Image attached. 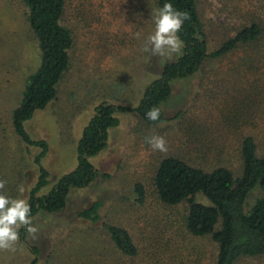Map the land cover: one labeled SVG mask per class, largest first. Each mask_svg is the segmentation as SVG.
I'll return each instance as SVG.
<instances>
[{
  "label": "rangeland",
  "instance_id": "1",
  "mask_svg": "<svg viewBox=\"0 0 264 264\" xmlns=\"http://www.w3.org/2000/svg\"><path fill=\"white\" fill-rule=\"evenodd\" d=\"M63 24L73 35L71 67L57 99L27 123L34 140H46L43 160L51 185L77 167V145L84 128L102 103L136 107L147 86L167 63L181 55L144 52L154 31L155 0H65ZM211 53L256 23L263 30L255 43L221 58L209 59L196 75L173 83L164 105L167 123L147 126L136 113H119L120 125L110 131L108 146L91 159L98 178L73 191L65 210L40 213L39 228L27 232L16 250L0 251V264H215L211 238H195L183 227L184 207L169 208L152 197L135 203L137 182L151 186L159 162L176 156L207 170L226 167L242 172L241 146L251 136L264 155V0H196ZM40 66L38 41L22 0H0V180L4 193L29 200L39 170L41 150L25 145L15 134L12 113L28 78ZM159 135L167 152L153 150L145 137ZM23 191H18V188ZM101 203L100 219L81 218L83 210ZM126 229L139 255L128 258L114 247L104 224ZM238 264H264V256Z\"/></svg>",
  "mask_w": 264,
  "mask_h": 264
},
{
  "label": "trees",
  "instance_id": "2",
  "mask_svg": "<svg viewBox=\"0 0 264 264\" xmlns=\"http://www.w3.org/2000/svg\"><path fill=\"white\" fill-rule=\"evenodd\" d=\"M28 8V23L40 49V66L23 89L21 101L12 113V125L18 138L29 147L41 150L35 158L39 170L38 181L29 194L32 219L40 213L56 214L66 209L73 191L88 188L99 176L91 159L108 146L110 131L120 125L119 113H136L147 126L168 122L164 105L171 99L173 83L188 79L201 71L209 59L221 58L235 52L242 45L258 42L263 30L253 23L211 53L208 38L196 0H171L175 9L187 12L190 19L178 33L183 41L181 55L167 63L161 75L145 89L136 107L102 103L84 128L77 145V167L53 182L43 164L49 152L46 140H34L27 123L37 113L47 110L57 99L59 87L71 67L70 52L74 40L70 29L63 24L65 0H22ZM157 10L165 0H155ZM152 107L161 109L159 121L147 119ZM242 172L236 175L226 167L204 169L176 156L159 162L148 187L137 182L135 203L139 206L152 197L159 204L175 208L183 206L181 222L195 238H211L217 248L215 264H238L243 258L264 256V155L258 154L253 137H246L241 146ZM101 203L83 210L80 217L93 223L100 219ZM104 229L116 250L123 256L135 258L138 248L130 233L117 225L105 223ZM26 231L20 229V239ZM32 252L38 263V251Z\"/></svg>",
  "mask_w": 264,
  "mask_h": 264
},
{
  "label": "clouds",
  "instance_id": "3",
  "mask_svg": "<svg viewBox=\"0 0 264 264\" xmlns=\"http://www.w3.org/2000/svg\"><path fill=\"white\" fill-rule=\"evenodd\" d=\"M190 17L187 12L175 9L171 0H165L161 8L153 16L154 31L144 42L143 51L153 55L170 56L171 53L181 54L183 41L178 33L182 25ZM161 109L152 107L146 112L150 121L160 119ZM145 142L153 150L167 152L166 140L159 135L145 137ZM5 181L0 180V251L14 252L20 240V229L23 228L33 239L39 231L32 223L31 205L25 199L12 198L4 193ZM22 192L23 188H18Z\"/></svg>",
  "mask_w": 264,
  "mask_h": 264
}]
</instances>
